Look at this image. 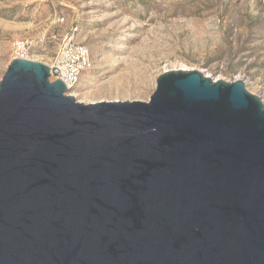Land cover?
<instances>
[{"label": "water", "instance_id": "95a60500", "mask_svg": "<svg viewBox=\"0 0 264 264\" xmlns=\"http://www.w3.org/2000/svg\"><path fill=\"white\" fill-rule=\"evenodd\" d=\"M68 91L28 59L0 80V264H264V103L242 81Z\"/></svg>", "mask_w": 264, "mask_h": 264}, {"label": "rangeland", "instance_id": "374dc122", "mask_svg": "<svg viewBox=\"0 0 264 264\" xmlns=\"http://www.w3.org/2000/svg\"><path fill=\"white\" fill-rule=\"evenodd\" d=\"M73 27L92 68L67 94L84 105L147 102L173 70L242 81L264 103V0H0V80L16 40L47 66Z\"/></svg>", "mask_w": 264, "mask_h": 264}, {"label": "built area", "instance_id": "2783aa9c", "mask_svg": "<svg viewBox=\"0 0 264 264\" xmlns=\"http://www.w3.org/2000/svg\"><path fill=\"white\" fill-rule=\"evenodd\" d=\"M77 27L69 31L57 40V48L47 64L50 81L60 80L72 90L77 87L82 75L92 68V60L89 50L75 41ZM32 43L27 40H16L13 43L14 58L28 59Z\"/></svg>", "mask_w": 264, "mask_h": 264}]
</instances>
